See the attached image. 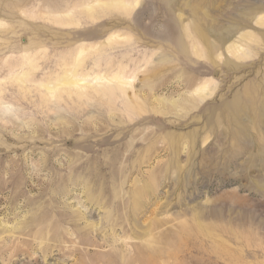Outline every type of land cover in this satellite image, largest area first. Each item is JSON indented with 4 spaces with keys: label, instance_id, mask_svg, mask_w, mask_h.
Wrapping results in <instances>:
<instances>
[{
    "label": "rangeland",
    "instance_id": "374dc122",
    "mask_svg": "<svg viewBox=\"0 0 264 264\" xmlns=\"http://www.w3.org/2000/svg\"><path fill=\"white\" fill-rule=\"evenodd\" d=\"M16 1H0V264H264V124L244 116L241 150L227 134L234 99L264 78V42L254 61L231 69L221 61L224 47L219 64L193 54L184 30L228 25L226 11L244 15L264 0H137L129 15L74 30L36 18L39 0ZM252 20L239 32L254 31ZM115 32L130 36L132 60L146 50L158 65L164 53L165 71L139 72L117 98L98 101L92 89L79 100L51 98L40 82L59 55ZM204 38L216 39L213 31ZM33 58V77L15 80ZM204 82L203 92L215 88L198 101Z\"/></svg>",
    "mask_w": 264,
    "mask_h": 264
},
{
    "label": "bare ground",
    "instance_id": "6f19581e",
    "mask_svg": "<svg viewBox=\"0 0 264 264\" xmlns=\"http://www.w3.org/2000/svg\"><path fill=\"white\" fill-rule=\"evenodd\" d=\"M19 1H22V3L26 2L25 0H19ZM39 1L40 3H38L36 10L33 11L36 18L47 19L50 20L53 23V25L55 24L57 26L58 25L66 26V27L68 26L69 30L70 29L74 30L79 25L87 23L88 21L93 22L99 20L100 18H103L105 16L108 17L109 15L114 16V14H118V13L120 15H129L131 14L135 6V1L137 0H39ZM164 1L165 0H158V2H164ZM166 1L168 2V4L172 2V0H166ZM167 2L165 3L166 5ZM248 2H249L248 0H240V3H238V5L249 4ZM254 3H256V5L252 6L251 4V12L245 13L244 15H242L240 11H239L240 13L238 14H236V12L234 11H226L225 15L222 14L224 18L229 19L228 25L219 26L220 24L219 23L217 24L218 21L216 22V20L210 22V24H207L206 27L204 24H200V25L193 24V26H191L190 32L186 26L184 30L188 32L187 33L188 35H191L192 53L198 55L199 58L204 56L206 57V59L207 58L211 59L214 64L216 63L219 64V61H217L215 58H217L221 54L219 52V49L221 47H224L226 51V55H224L222 60L221 58L219 60H221L222 63L227 64L231 69H235V68L237 69L238 67H240L243 61L246 60L251 62L254 61L255 56L260 53L259 48H262L258 46H260V44L264 42V27H262L264 25V2L259 1ZM16 6L13 5L11 6V8ZM4 7L1 8L0 11H3L5 9ZM257 12L260 15L257 14L258 16H256ZM10 13L14 14L12 11H10ZM200 18L204 19L205 17L201 16ZM252 19H254L255 24L259 26L255 27L254 31L243 30L239 32L240 29L245 28L249 25L251 26V22L253 21ZM44 27H46L47 30L50 29V26L44 25L43 29ZM167 27L169 28L168 32L171 34L170 37L173 43L176 45V48L179 51H182L183 50L181 45L182 36L181 33L179 32L180 30H178L177 23L171 17H169V20L167 22ZM40 29L41 28H39L38 30ZM102 31L103 30H101V28L98 29L99 34H101ZM205 31L207 32L213 31L216 37L215 41L210 42L206 38H204ZM42 32L45 31L42 30ZM235 33H238L236 37H234L236 35ZM129 37L130 36L128 34L125 36L122 34L120 35L117 32L110 33L107 34L106 38L103 41L101 40L99 42L97 41L95 43H90V44L80 43L75 46L73 51L64 50L65 52L63 53L60 52L61 54L59 55V58L54 62L55 68H50V71L48 72L50 73V75H48L44 80H41L40 85L46 90L47 93L51 95V98L54 97L57 98L58 100L59 99L65 100L63 99L64 97L62 98L64 93L67 95V97H72V95L75 94L79 100L80 98L86 96L87 93L91 94L88 89H92L94 93L98 95L97 96L98 101H101L99 100V98H102L103 95L110 97V99L112 94L113 97L116 98L117 95L119 96L125 95L127 91V84H129L130 81L135 76H137L139 72H142L144 74V77L146 78L149 77L151 74L155 73V71H153L155 69L153 68L156 66H160V69L156 72L159 73L161 71L162 72L165 71L166 69L165 64H167L166 62H169L166 59L169 60V58L164 53L159 58L156 57L158 60V62L157 61L156 62L157 64L159 63L158 65L151 64L153 61L152 53L150 54L146 52V50L140 52L141 54L138 56V58L134 60L131 59L132 57L131 55H130L131 57L130 56L128 57L127 55H129L130 49L127 48L126 45L129 44ZM131 39L133 40V38ZM204 40L206 41L205 43H203ZM135 42L137 43V41ZM118 46H124V47L126 46L124 52H122L121 55L117 57H113V55L108 57V55L110 54H107V52L109 50L116 49ZM160 54L161 53H159V55ZM44 55L45 53L40 54L39 55L40 57L38 59L42 58V56L44 57ZM125 57H128L130 59L129 61L132 60L131 62L133 67L128 65V60H125L126 59ZM89 59L91 60L90 67L88 64ZM19 66L23 69V73L22 76L16 75L15 80H21L22 77L31 78L33 77V74L30 73L31 69L36 68L38 66L37 58L26 60L20 63ZM102 80H106L107 82L110 83L108 85L98 86L97 82H100ZM206 84L207 83L204 82L203 84L198 85L196 87L197 93L194 95L195 96L194 98L197 99L198 101L204 99L207 96V93L211 94V90L215 88V86L212 87V89L211 87H208L207 89H209L210 91L208 90L207 93L203 92L202 89L207 86ZM259 91L260 93L264 92V78H261L257 83H252L251 85L246 86V90L244 94H242L240 98L239 96H236V98L233 101L234 106L233 108H231L232 110L228 112V115L230 117L229 119L231 122L230 124L231 128H229L227 134L232 136V139L235 141L236 144L235 148H237L238 150L246 148V144L244 143L245 142L244 137H246L247 134L246 133L247 126L245 127L246 120H244V116L245 115L248 116L250 114L249 115L250 118H248V120L249 119L251 120L252 125H258V124L260 125V123L264 124V121H262L263 120L262 117H264V93L260 97L258 93ZM114 94L117 95L115 96ZM258 97H259V101L257 102ZM106 101L107 103L109 102L108 100ZM125 202L124 201L123 203L116 202L114 204V207L118 210L122 208L124 205L128 204V201L126 203ZM140 202H141L140 198H137V203ZM134 212H135L134 215H136L137 210L134 209ZM159 236H160L159 238L160 241L165 239L164 234L163 235L161 234Z\"/></svg>",
    "mask_w": 264,
    "mask_h": 264
}]
</instances>
